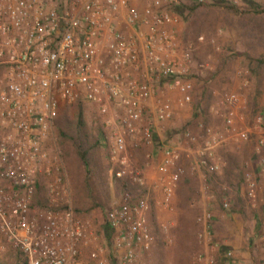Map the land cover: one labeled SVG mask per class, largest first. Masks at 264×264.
<instances>
[{
  "label": "built area",
  "instance_id": "built-area-1",
  "mask_svg": "<svg viewBox=\"0 0 264 264\" xmlns=\"http://www.w3.org/2000/svg\"><path fill=\"white\" fill-rule=\"evenodd\" d=\"M165 2L147 0L139 11L131 0H0V258L12 253L19 254L21 264H114L96 241L92 223L75 213L54 124L61 108L86 102L96 105L110 126L113 122L107 116L113 102L124 109L119 128L150 143L149 130L135 126L141 103L153 94L150 77L170 79V87L182 93L185 103L191 102L190 86L183 78L191 72L194 51L204 42L215 51L221 45L217 38L204 36L180 45L175 36L180 18ZM121 22L128 31L120 29ZM143 26L146 32L140 44L138 31ZM207 66L199 63L197 69ZM170 115L167 103L158 107V120ZM259 127L264 134V125ZM204 134L198 159L187 166L181 165L178 149L164 152L162 203L171 209L185 174L219 169L211 162L217 139L210 128ZM184 138L194 139L190 131ZM255 141L264 173V137ZM125 148L124 136L114 133L111 153L119 166L116 175L143 184L141 174L128 169ZM245 183L246 196L255 205L257 181L247 175ZM222 205L229 207L226 196ZM149 208L147 196L133 200L126 193L123 202L109 210L107 223L115 232L113 245L121 252L119 264H147L137 252H149L155 243ZM197 221L204 252L194 254V264H218L212 214L205 212ZM260 241L264 246V234ZM225 256L233 258V251Z\"/></svg>",
  "mask_w": 264,
  "mask_h": 264
},
{
  "label": "rangeland",
  "instance_id": "rangeland-1",
  "mask_svg": "<svg viewBox=\"0 0 264 264\" xmlns=\"http://www.w3.org/2000/svg\"><path fill=\"white\" fill-rule=\"evenodd\" d=\"M165 3L180 18L175 28L180 45L204 36L217 38L221 50H213L206 42L197 46L191 72L183 78L190 86L189 103L183 101L180 91L170 87V79L150 77L153 94L141 103V118L135 124L139 130H149L150 143L139 141L140 134L135 136L119 128L124 109L113 102L107 116L113 122L110 126L105 124L106 117L100 115L94 104L79 102L70 108H61L54 133L67 165L75 213L92 223L96 241L106 249L114 264H119L121 252L113 245L115 232L108 227L107 217L112 207L123 202L126 193L133 200L147 196L149 202L148 221L155 243L149 252L138 250L140 261L194 264V254L204 252L198 243L197 235L202 227L197 220L208 212L212 214L217 254L224 255L229 250L234 254L232 241L236 240L249 250L252 264H264V246L260 241L264 234V173L260 172V157L255 151L256 138L264 137L259 127L264 125V0L180 4L166 0ZM131 4L141 11L148 3L131 0ZM120 29L128 31L122 22ZM218 30L221 32L217 36ZM145 32L144 26L139 27L140 44ZM199 63L208 66L201 71L197 69ZM163 103L170 106L171 115L160 121L157 110ZM80 112L84 122L82 134L78 133L77 126ZM259 116L262 122L257 123ZM206 128L211 129L218 142L211 150V162L217 163L219 169L211 174L202 169L185 174L171 209L162 203L163 181L167 175L162 170L164 152L178 149L183 155L181 165H189L198 159L197 154L204 146L202 136ZM187 131L193 134L191 142L184 138ZM117 132L124 136L127 167L141 174L143 184L128 176L116 175L119 166L111 151L112 136ZM78 134L86 152L84 161L75 152ZM247 175L258 184L255 205L246 196ZM180 187L183 188L180 190ZM223 187L227 190L223 191ZM224 196L229 201L227 209L222 205ZM221 255L217 258L218 264L237 261L235 255L233 258ZM0 264H18V260L11 253L0 258Z\"/></svg>",
  "mask_w": 264,
  "mask_h": 264
},
{
  "label": "crops",
  "instance_id": "crops-1",
  "mask_svg": "<svg viewBox=\"0 0 264 264\" xmlns=\"http://www.w3.org/2000/svg\"><path fill=\"white\" fill-rule=\"evenodd\" d=\"M251 165H252V162H251ZM253 167H254V169H256L257 165H253ZM198 175H201V174L199 173ZM182 188L180 187V190ZM260 196H261V194H260ZM176 202H177V199H176ZM232 246L234 248V255H235V258L237 260V261H234L233 264H252L251 263L252 260H250V258L248 257V255H249L248 251L249 250L246 247H244L241 242H237L236 240L232 241ZM217 250L213 252V255L216 257V259L221 255V254H217L218 253ZM221 256L226 257L225 254L221 255ZM217 263H218V260H217Z\"/></svg>",
  "mask_w": 264,
  "mask_h": 264
},
{
  "label": "trees",
  "instance_id": "trees-1",
  "mask_svg": "<svg viewBox=\"0 0 264 264\" xmlns=\"http://www.w3.org/2000/svg\"><path fill=\"white\" fill-rule=\"evenodd\" d=\"M77 119H78V121H77L78 133H81L82 130H83V128H84V122H83V119H82L81 112L78 114ZM58 129H59V131H60V134L64 136L65 133L61 131V128L59 127ZM81 134H82V133H81ZM81 134H78V138H77L76 140H75L74 138H73V139L76 141V142L74 141V143H75V144H74V146H75V152H76V154L79 156V158L83 159V161H84V155L86 156V152H85V150H83V148H82V143L80 142V141L82 140ZM84 137H85V136H84ZM85 164H87L86 161H85ZM37 202H38V203H43L42 198H38V199H37ZM107 225H108V223H107ZM108 227H109V226H108ZM108 231H109V230H108ZM16 257H17V260H18V264H21V263H20L21 258H20V256H19V254H18V256H16Z\"/></svg>",
  "mask_w": 264,
  "mask_h": 264
}]
</instances>
